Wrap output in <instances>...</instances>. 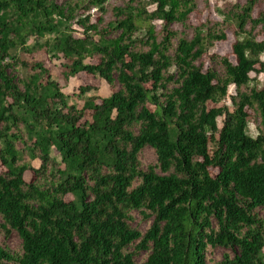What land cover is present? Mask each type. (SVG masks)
<instances>
[{"label": "trees", "instance_id": "obj_1", "mask_svg": "<svg viewBox=\"0 0 264 264\" xmlns=\"http://www.w3.org/2000/svg\"><path fill=\"white\" fill-rule=\"evenodd\" d=\"M110 1L0 0V218L6 238L22 241L21 251L0 246V264H138L144 251L143 264H208L218 247L237 254L215 264H264V85L251 77L264 72L261 0L196 27L194 0ZM228 32L235 62L211 54ZM30 38L70 62L66 79L86 73L121 89L78 110L42 74L21 90L7 69ZM146 148L157 161L143 173ZM134 211L153 219L146 234L130 227Z\"/></svg>", "mask_w": 264, "mask_h": 264}, {"label": "rangeland", "instance_id": "obj_2", "mask_svg": "<svg viewBox=\"0 0 264 264\" xmlns=\"http://www.w3.org/2000/svg\"><path fill=\"white\" fill-rule=\"evenodd\" d=\"M56 4L63 6L68 2L80 3L83 4L85 2V6L87 5V0H53ZM197 4V11L191 16L190 22L188 24L192 26H199L201 24H208L212 26L215 22H221L224 19V15L230 13L233 10V6H244L246 5L248 0H194ZM111 7L113 6H122L121 0H111L109 2ZM155 6H150L149 10L153 11ZM264 10V0H261L255 9V16ZM92 16L94 19L97 18L98 13L96 11H92ZM106 23H108L112 18V13L109 12V15L104 17ZM156 29L160 31L162 29V22L155 21ZM80 32H83L78 27H74ZM107 28V26L105 27ZM174 31L179 32L180 34H186L189 38H193L194 30L191 28H186L183 25L176 24L172 25L171 28ZM250 29V28H249ZM258 32V31H257ZM256 32V33H257ZM80 36L79 34H77ZM97 38V36H95ZM116 38V35L107 37V39ZM234 36L232 32H228V39L225 42H220L215 45V47L211 50L212 53H217L221 56H229L230 59L235 62V58L232 55V46L234 41ZM259 41H264V37H258ZM42 40L39 43H36L35 38H30L28 40L27 46L29 47V51L21 50L20 48L12 51V56L14 59L9 61V67L7 69L8 74L14 78L15 83L18 87L25 91V84L29 81L31 76L42 74L40 77L42 84L47 85L48 81H54L58 83L61 92L64 94L65 104L68 106L69 110L72 107H75L76 110L82 109L86 100L88 98L99 96L100 98H107L111 96L114 92H117L121 89L118 81H115L113 86L106 84L99 76L93 77L86 73H80L78 75L69 76L68 79L65 78V74L67 71V66L70 64L68 60L58 55L53 56L47 49L42 48L41 44ZM177 44V40L174 42ZM148 48L142 49L141 51H146ZM173 55V51L171 52ZM262 61L264 62V56H262ZM98 61L96 59L88 60L87 63L96 64ZM204 62V63H203ZM202 63L206 67L214 66L212 62L208 59L204 60ZM259 70L260 66L257 67ZM253 79H256V83L261 88L264 85V72H260L259 74L253 73L251 75ZM82 87H92L91 92L87 94H82L80 88ZM173 86L170 85V88ZM231 94L233 91L231 90ZM57 102V101H56ZM229 103V100H225L219 106H214L209 104L208 108L220 107L223 104ZM58 107L61 108L63 106L62 102H58ZM219 126H222V120L219 122ZM259 120L256 119L254 122H251L249 125V132L251 135L256 136L258 133ZM26 135V134H24ZM19 150L25 152V156L29 158L30 152L27 148L24 147L23 143L18 144ZM52 156L59 160V155L56 150H53ZM140 160V171L146 173L149 170V167L154 166L157 161V156L155 151L152 148H146L141 152L139 156ZM34 168H39L41 163L40 160L32 161ZM4 168L0 164V172H3ZM27 181H30L32 178V174L29 172L25 176ZM73 199L72 196H68L67 200ZM259 217L264 222V212L259 211ZM129 225L133 229H137L142 234H146L149 228L153 224V219H145V217L138 211H134L129 215ZM3 221L0 218V246L10 250V251H21L22 241L17 234H11L9 238H6V234L2 228ZM138 244L135 242L134 245L130 248L131 251L134 250V247ZM229 255L230 257H235L237 251L227 250L225 248H213L209 249L206 252V257L208 264H215L221 262L225 255ZM149 252H140L136 255V261L138 264H143L147 261Z\"/></svg>", "mask_w": 264, "mask_h": 264}]
</instances>
